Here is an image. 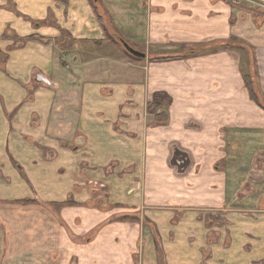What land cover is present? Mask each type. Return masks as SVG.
Segmentation results:
<instances>
[{"label": "crops", "instance_id": "crops-1", "mask_svg": "<svg viewBox=\"0 0 264 264\" xmlns=\"http://www.w3.org/2000/svg\"><path fill=\"white\" fill-rule=\"evenodd\" d=\"M99 11L134 37L113 43ZM237 45L264 105V15L245 6L0 0V264H264V180L209 192L217 154L264 152Z\"/></svg>", "mask_w": 264, "mask_h": 264}, {"label": "rangeland", "instance_id": "rangeland-1", "mask_svg": "<svg viewBox=\"0 0 264 264\" xmlns=\"http://www.w3.org/2000/svg\"><path fill=\"white\" fill-rule=\"evenodd\" d=\"M239 6L241 8L243 7L242 4H240ZM99 14L101 15L102 20L105 24L104 28L106 29V32H105L106 37H134V27L130 28L129 35L121 34L101 11H99ZM112 40L111 41L113 43L114 42L117 43L114 38H112ZM117 45H119V43H117ZM128 58L133 59L130 57ZM243 58H244L243 62L245 63V59H247V57H243ZM224 141H225L224 148H226V142H227L226 137ZM227 146L228 148L231 147L229 143H227ZM227 150L228 151L223 154H220V155L217 154V158L220 157V159H218L217 162L215 163L216 169H211V170H208L207 172L208 178H209L208 180H211L210 186H209V192L215 193V190L219 186L218 184H220L219 181H218V184L216 183V177H218L219 179H224V183L227 181L231 182L232 178L236 177L239 179L241 186L245 187L244 189L246 191L249 190L247 188L248 185H250L251 189H254L253 188L254 186L255 187L259 185L262 186L261 183L264 180V152L257 153L255 154V156H253V154H248V153H243V152H239L238 154H236V153L230 152V149H227ZM253 160L255 161V167H250V169L245 167L246 162H250ZM237 162H239L238 164L241 165V168L239 170H237L235 166L234 168L232 167L233 163L235 165V163ZM186 163H187V156H185L184 154H180V153L175 155L174 164L176 165L177 170L178 169L180 171L182 170L180 173L184 172ZM186 188H185V191L187 192L191 191L190 186H187ZM223 188H224V193H229V192L231 193V191H229L231 188L228 184L223 185ZM88 205L90 207L102 209L103 208L102 206L104 205V203L102 201L94 200V201L89 202ZM224 211L226 210L223 208V209L213 211L212 213L208 212L209 213L208 214L209 225L212 226L214 224H222L223 222H220L217 219H220V214L221 212H224ZM209 236L210 237L213 236L214 238L216 237V234H212V236L209 234Z\"/></svg>", "mask_w": 264, "mask_h": 264}, {"label": "trees", "instance_id": "trees-1", "mask_svg": "<svg viewBox=\"0 0 264 264\" xmlns=\"http://www.w3.org/2000/svg\"><path fill=\"white\" fill-rule=\"evenodd\" d=\"M99 20H100V22H101V24H102V26L104 28L105 24H104L103 20L101 18H99ZM104 30L106 32L105 28H104ZM108 38L110 40H112V38H114V37H108ZM225 47H228V45H226ZM237 47H238V49L241 52L247 53V51L245 50V48H243L242 45H237ZM248 54L249 53H247V69L242 72L243 82H244L245 88L247 89V91L249 93V96H250L251 100L254 101L259 107L263 108V110H264V105L261 102L260 94H259V91L257 89L256 83H255V80H254L255 75H254V72H252V69L254 67V63H253V60L250 58V56ZM128 56L130 58L135 59V57H133L130 54H128ZM167 104H168V97L166 95H164V94H157L156 100L152 104L149 105L148 110H149L150 113H156L159 109H161L163 107H166ZM164 118H165L164 115L160 116L161 120H163Z\"/></svg>", "mask_w": 264, "mask_h": 264}, {"label": "built area", "instance_id": "built-area-1", "mask_svg": "<svg viewBox=\"0 0 264 264\" xmlns=\"http://www.w3.org/2000/svg\"><path fill=\"white\" fill-rule=\"evenodd\" d=\"M225 1L236 6L242 4L248 10L264 15V0H225Z\"/></svg>", "mask_w": 264, "mask_h": 264}, {"label": "water", "instance_id": "water-1", "mask_svg": "<svg viewBox=\"0 0 264 264\" xmlns=\"http://www.w3.org/2000/svg\"><path fill=\"white\" fill-rule=\"evenodd\" d=\"M122 47L124 48V50L132 55L133 57L135 58H138V59H142V58H145V54L140 52V51H137L135 49H133L132 47H130L125 41H123L122 39L119 40ZM38 80L41 81V82H44L46 84H48V81L45 80V79H42L41 77H38Z\"/></svg>", "mask_w": 264, "mask_h": 264}]
</instances>
